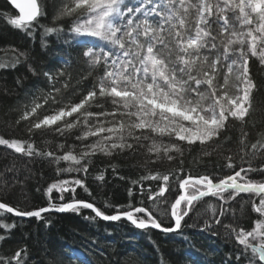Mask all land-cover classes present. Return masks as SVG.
<instances>
[{
  "label": "snow or ice",
  "instance_id": "6c2138e0",
  "mask_svg": "<svg viewBox=\"0 0 264 264\" xmlns=\"http://www.w3.org/2000/svg\"><path fill=\"white\" fill-rule=\"evenodd\" d=\"M9 2L18 14L6 18L8 25L29 35L40 28L39 18L47 12L42 11L38 0ZM66 26L84 49L82 56L91 69L88 76L97 73L91 87L78 102L65 103L58 98L61 88L56 87L64 76L63 70L44 72L50 90L31 93L30 102L15 121L16 125L27 122L29 139L0 136V145L29 158H48L57 166L58 176L76 173L56 180L47 189L49 194L54 189L60 192L61 201L65 192L73 193V199L32 210L0 199V212L42 219V214L51 211L79 214L89 209L95 214L93 219H126L142 230L171 233L183 227H199L201 231H211L214 225L221 224L220 217L232 210L231 202L241 193H249L258 198V203L252 200V209L258 214L254 227H224L242 246L235 256L237 262L243 258L245 264H264V163L254 166L255 161H264V132L257 134L255 142H249L248 133L243 131L249 124L255 125L252 117L259 86L250 61L254 58L264 65V0H61L54 10L53 26L43 31L63 33ZM23 55L20 53L11 63H0V68H14ZM29 71L36 74L31 66ZM62 87H68L67 81ZM233 120L240 122L242 131L238 149H228L224 157L223 167L232 169L231 174L186 173L184 150L179 143L170 141L190 146L214 145L212 151H219L221 141L230 140L226 134ZM37 130L61 136L76 130L74 140L78 143L67 144L65 140L56 145L55 151L47 146L41 149L31 139ZM141 149L148 157L142 165L145 174L131 183L141 196L147 192L151 207L143 206V201L136 206L130 200L125 206H112L115 212L106 214L94 202L75 199L77 188L87 191L85 179L79 174L87 177L93 157L125 152L135 155ZM165 159H178L177 167L167 172L148 167ZM62 162L66 166L61 167ZM250 173L261 179L250 178ZM104 178L103 173L96 177L100 181ZM145 181L160 182L158 190L154 191L150 184L145 187ZM173 183L179 190L174 201L161 200ZM128 193L133 196V188ZM205 197L216 198L219 206L207 204L205 212H196L193 223L188 224L186 217ZM208 212L211 215L201 223ZM165 216L172 220L168 226ZM0 227L10 229L15 224ZM5 238L0 235V240ZM27 258L25 246L11 257L0 256V264H27Z\"/></svg>",
  "mask_w": 264,
  "mask_h": 264
},
{
  "label": "trees",
  "instance_id": "16d2710c",
  "mask_svg": "<svg viewBox=\"0 0 264 264\" xmlns=\"http://www.w3.org/2000/svg\"><path fill=\"white\" fill-rule=\"evenodd\" d=\"M38 3L47 15L39 18L40 28L34 29L29 35L6 23L7 17L17 13L7 0H0V63H11L20 53L24 54L14 68H0V136L6 139H29L27 122L16 125L15 121L23 111V106L30 102L31 93L50 90L51 85L43 75L44 72L63 70L64 76L60 77L56 87L61 88L58 98L62 97L65 103L78 102L91 87L97 74L93 72L92 76H88L91 69L82 56L84 49L67 32V26L63 33L46 34L43 31L53 26L54 10L61 0H38ZM29 66L36 70L35 75L29 71ZM250 69L259 86L255 92L256 112L252 117L255 125L249 124L243 131L248 133L249 142H255L257 134L264 132V65L253 58ZM65 81L68 83L67 88L62 87ZM106 107L110 108V105ZM229 129L226 135L230 140L221 141L223 147L219 151H212L214 145L201 146L197 143L190 146L184 142L170 141L179 143L184 150L182 159L185 172L193 175L231 174L232 169L223 167L226 163L224 157L228 155V149L235 152L239 147L238 139L242 131L240 122L231 121ZM76 134V130L65 136L50 130H37L31 139L37 147L45 149L47 146L55 151L56 145L65 140L67 144L78 143L74 140ZM165 142H169L167 138ZM205 152H211V155H204ZM146 159L148 157L143 149L135 155L128 152L112 156L96 155L91 160L87 177L79 174L85 179L87 191L77 188L75 199L94 202L106 214L115 212L112 206H125L130 200L136 206H141L140 202L143 201V206L151 207L147 192L141 196L138 188L131 183L145 174L142 165ZM178 159L171 162L166 159L157 161L148 167L154 171L167 172L177 167ZM261 163L264 161H255L254 166L259 167ZM60 166L66 164L62 162ZM56 167L48 158H29L0 145V199L29 210L72 200L71 192L63 193L64 201L59 199L61 193L57 190L54 189L51 194L47 192L56 180L77 175L72 173L58 176ZM100 173L104 174L103 181L96 179ZM249 176L255 180L261 179L256 173H250ZM144 183L145 187L150 184L155 191L160 182ZM129 188H133L131 197ZM178 192L177 185L173 183L172 189L160 199L166 198L172 202ZM253 199L258 203L254 194L241 193L231 202L232 210L220 217L221 224L214 225L211 231H201L199 227H183L174 234L140 230L123 219L113 222H104L97 217L93 219L94 214L88 209H82L79 214L50 213L43 215L42 219L29 220L0 212V224H15L10 229L0 227V235L6 237L0 240V256L11 257L26 246L27 264H83L85 261L87 264H245L243 258L236 261L235 256L242 246L235 242L224 225L235 224L251 230L258 218L252 209ZM209 203L218 207L220 202L214 197H205L197 202L195 211L186 217L188 224L193 223L196 212L204 213ZM210 215V212L205 213L201 223ZM163 219L166 226L172 223L170 216ZM213 232L217 234L213 235Z\"/></svg>",
  "mask_w": 264,
  "mask_h": 264
},
{
  "label": "water",
  "instance_id": "95a60500",
  "mask_svg": "<svg viewBox=\"0 0 264 264\" xmlns=\"http://www.w3.org/2000/svg\"><path fill=\"white\" fill-rule=\"evenodd\" d=\"M7 2H8V4L11 6V8H13V10L18 14V10H16L11 4H10V2H9V0H7ZM89 210V209H88ZM91 211V210H90ZM92 212V211H91ZM50 213H58V214H61L60 212H55V211H51V212H48V213H44V214H42V216L43 215H46V214H50ZM93 213V212H92ZM6 214H9V213H6ZM94 214V213H93ZM10 216H12V217H15V216H13L12 214H9ZM94 216H95V214H94ZM15 218H18V219H21V220H29V219H34L35 217H33V218H20V217H15ZM99 220H101V221H104V222H113V221H105V220H103V219H101V218H99V217H97ZM123 220H125L126 222H128L129 224H131V222H129V221H127L126 219H123ZM133 227H135L133 224H131ZM136 228V227H135ZM138 229V228H137ZM140 230H142V229H140ZM148 230V229H147ZM150 230H155V231H158V232H161V233H163V234H174V233H176V232H171V233H165V232H162V231H160V230H157V229H150ZM179 231V230H178ZM177 231V232H178Z\"/></svg>",
  "mask_w": 264,
  "mask_h": 264
},
{
  "label": "rangeland",
  "instance_id": "374dc122",
  "mask_svg": "<svg viewBox=\"0 0 264 264\" xmlns=\"http://www.w3.org/2000/svg\"><path fill=\"white\" fill-rule=\"evenodd\" d=\"M78 39H80V40H84V39L91 40L92 38L79 37Z\"/></svg>",
  "mask_w": 264,
  "mask_h": 264
}]
</instances>
